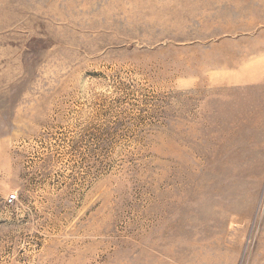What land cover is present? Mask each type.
<instances>
[{
  "label": "rangeland",
  "instance_id": "rangeland-1",
  "mask_svg": "<svg viewBox=\"0 0 264 264\" xmlns=\"http://www.w3.org/2000/svg\"><path fill=\"white\" fill-rule=\"evenodd\" d=\"M259 89L264 0H0V264H264Z\"/></svg>",
  "mask_w": 264,
  "mask_h": 264
},
{
  "label": "crops",
  "instance_id": "crops-1",
  "mask_svg": "<svg viewBox=\"0 0 264 264\" xmlns=\"http://www.w3.org/2000/svg\"><path fill=\"white\" fill-rule=\"evenodd\" d=\"M253 98L251 101L256 102L258 104H264V90L259 89L256 94H252ZM256 96V98H255ZM264 123H259V125H263Z\"/></svg>",
  "mask_w": 264,
  "mask_h": 264
},
{
  "label": "built area",
  "instance_id": "built-area-1",
  "mask_svg": "<svg viewBox=\"0 0 264 264\" xmlns=\"http://www.w3.org/2000/svg\"><path fill=\"white\" fill-rule=\"evenodd\" d=\"M17 199V194H11L10 196H9V201L11 202V201H14V200H16Z\"/></svg>",
  "mask_w": 264,
  "mask_h": 264
}]
</instances>
